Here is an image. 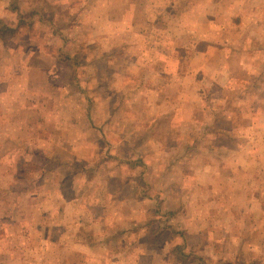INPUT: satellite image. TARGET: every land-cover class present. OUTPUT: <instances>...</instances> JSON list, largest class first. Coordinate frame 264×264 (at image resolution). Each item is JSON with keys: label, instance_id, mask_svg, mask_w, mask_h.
Segmentation results:
<instances>
[{"label": "rangeland", "instance_id": "1", "mask_svg": "<svg viewBox=\"0 0 264 264\" xmlns=\"http://www.w3.org/2000/svg\"><path fill=\"white\" fill-rule=\"evenodd\" d=\"M2 7L0 92L11 87L23 102L57 103L46 109L53 130L67 131L53 121L60 113L70 120L74 108L70 124L83 118L97 152L81 153L75 141L48 160L0 154V264L264 262V254H233L237 244L196 248L181 238L180 227L192 224L172 212L181 200L204 199L216 182L254 185L251 199L264 189V0H0ZM142 29L165 38L152 53L140 51L137 36L125 47L126 33ZM173 49L181 65L168 57ZM158 98L182 100L166 108ZM161 109L167 121L148 129ZM20 127L24 149L29 131ZM0 130L3 151L13 143ZM45 136L62 145L61 136ZM63 154L68 169L58 167ZM248 193L231 191V203ZM243 235L251 248L264 238Z\"/></svg>", "mask_w": 264, "mask_h": 264}, {"label": "crops", "instance_id": "2", "mask_svg": "<svg viewBox=\"0 0 264 264\" xmlns=\"http://www.w3.org/2000/svg\"><path fill=\"white\" fill-rule=\"evenodd\" d=\"M6 3V0H5ZM0 11L3 12L5 8L2 7L0 8ZM182 28L184 25H180ZM188 30L195 29L193 27H187ZM148 29V28H147ZM149 30V29H148ZM197 30V29H195ZM135 31V30H133ZM133 31H128L126 33V40H125V47L129 46L131 43L130 41H127V36L131 35L130 37L135 38L140 37V51H144V49H149L150 53L154 45L161 44L165 38H159V39H152L149 37V34L147 33L146 37H144L143 34V29L140 30V36L136 32ZM147 40V42L142 45V42ZM149 40L152 41L150 44ZM134 43V42H133ZM129 44V45H128ZM181 37L176 40V44L174 43L173 47H180L181 45ZM159 45V46H160ZM152 47V48H151ZM194 49L191 50L196 51L197 48L193 47ZM139 51V52H140ZM198 53V52H197ZM196 53V55H197ZM149 55V54H148ZM171 56V57H170ZM154 57H157L154 54H151L149 56V61H152ZM168 57L171 59L173 58V61L179 62L181 65L180 61H182L181 57H178L175 53V49H173L172 54H170ZM131 58V56L129 57ZM147 57H145L146 59ZM160 58H164L163 56ZM128 59V58H126ZM169 59V58H168ZM167 58H164V61L168 60ZM170 59V60H171ZM191 62V61H190ZM148 64V62H146ZM147 67V65H144ZM191 66V65H190ZM31 67H29L30 69ZM143 68V67H142ZM167 72V71H166ZM167 74H171L170 72ZM168 76V75H165ZM1 78V77H0ZM2 84V82H1ZM30 88V86H28ZM25 89V90H29ZM84 88H82V93L85 94ZM1 91V90H0ZM28 91H23L22 93L26 94ZM56 92V90H55ZM22 94V95H23ZM27 96V95H25ZM56 100L57 98H60V95L54 97ZM53 99V100H55ZM159 99V98H158ZM22 97H18V95L15 93V89H12L11 87H8L7 90H4L3 92H0V127L5 128V132L3 135V138L5 141L12 142L13 145H9L7 150H0V154L4 155L3 153H47L45 155V159L48 160L47 157L48 153H62L60 152L61 150H57V148H61L66 150L67 148L69 149L71 144L69 142H77L78 146L82 148L81 153H89L88 150L92 153H96L97 151L94 150L95 145L90 144L91 141H93V137L90 136V134H87L85 124L82 120L77 121L78 123L76 124L75 122L70 124L71 118L74 120L75 114L74 108L70 109L71 111V118L65 119L66 114H62L60 112V120L54 119L53 125L56 123L61 124L62 126H66L65 128L67 129L66 132L63 131V129H57L53 130V126H50V122L52 121L51 117V112L47 109L48 105H56L57 103H49L48 101H43V102H34L31 101V103L23 102L21 101ZM182 99L179 98L178 100H173L172 103L166 104L163 102L161 99L157 100L158 102L164 103V106L166 108L169 105L175 104L174 107H178V103ZM94 101V100H93ZM69 103V102H68ZM61 105H63L61 103ZM74 105V104H73ZM84 106V107H83ZM85 104L83 105L80 104L79 108L84 109ZM185 107H190L189 104H187ZM65 109L64 107L59 109L63 110ZM69 109V108H67ZM170 113H167V110H162L159 117H156V121L151 125H149V118L146 122V125L149 129L150 127H153V130L155 127L160 125L161 121H164L168 119V116ZM50 120V121H49ZM39 121V122H38ZM42 123V124H39ZM20 125H24L22 130L29 131V147H26L23 149L22 147V137H21V127ZM73 131L74 134H76V139L71 138L68 134L69 131ZM27 131V132H28ZM2 130H0V140H2ZM186 132V131H185ZM184 132V133H185ZM125 133V132H124ZM44 135L47 138L49 135L53 136L54 138L61 136V143L62 145L60 147H57V139L53 140V143H49L48 140L43 139ZM119 135H123L124 139L127 140L128 137L125 134L119 133ZM97 141V140H95ZM48 142V143H47ZM69 144V145H68ZM66 147V148H64ZM73 147V146H72ZM74 148V147H73ZM24 151V152H23ZM63 157L64 154L61 155L62 162L59 164L58 167L61 169H68L69 168V158L65 159V164L63 163ZM5 158V156H4ZM2 158V159H4ZM0 159V161L2 160ZM20 160H22L21 157H19ZM42 159V157H41ZM15 163H17V159H14V162L12 164H9V166H12L11 168L14 167ZM19 164V163H18ZM168 167V172H174L175 168H170ZM208 170L213 171L215 176L217 175V167L214 166L212 167L209 166ZM238 170V169H237ZM213 174V176H214ZM220 176H225V175H220ZM219 177V175H218ZM198 178V177H197ZM229 180H231L230 175H229ZM233 182H235L232 179ZM218 183L216 182L213 185H208L206 186V193L204 199L200 195H195L194 199H189V200H181L179 203L174 204V210L177 211H172L173 214H177L174 219L175 220H183L185 221L184 218L189 220L188 222L192 224V226L188 227H180V230L186 231V236L181 237V238H186L192 241V245L194 244L195 247L197 248L199 244L206 242L205 246L208 249V244L213 243L214 241H217L218 243H226L227 245L233 246L234 244H237L239 248L233 252L235 255H240L242 256L243 251L251 252L253 256V260H257V256H260L261 254H264V238L261 240V237H259L260 242L259 244L254 243V247H250V245L245 242V236L243 235L244 233L249 232L252 230L258 231L260 234H264V228H261V225L259 226L260 223H264V189L262 188L261 184L259 187H257V190L255 191V197L254 199L251 196V188L254 187V185L248 186L247 183L243 185H236L230 183L228 184L227 187L220 189L218 186ZM240 188V189H239ZM249 189L248 195L240 200L237 199H232L233 202L231 203L230 197H231V191L234 192H245ZM217 192V194H214ZM184 209H188L189 211H185ZM201 209V210H199ZM177 217V218H176ZM237 224L242 225V233L240 234L235 232V227H237ZM188 228V229H187ZM264 236V235H263ZM252 246V245H251ZM248 264H252L251 261L248 260ZM239 264H244L241 263V261L238 262ZM253 264H264V262H258L255 261Z\"/></svg>", "mask_w": 264, "mask_h": 264}]
</instances>
